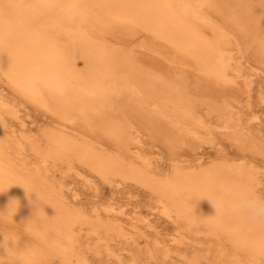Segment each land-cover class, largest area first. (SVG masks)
<instances>
[{
	"label": "rangeland",
	"instance_id": "obj_1",
	"mask_svg": "<svg viewBox=\"0 0 264 264\" xmlns=\"http://www.w3.org/2000/svg\"><path fill=\"white\" fill-rule=\"evenodd\" d=\"M12 3L0 0L1 22L5 15L13 17ZM32 11L14 15L17 23L0 48V99L17 113L7 115L11 134L39 140L45 148L44 132L64 131L114 157H149L153 169L163 175L176 168L253 169L258 194L264 196V0H41ZM97 48L106 53L109 67L98 63L102 51ZM41 150L36 151L38 157ZM51 161L50 173L64 183L71 204L91 217L117 219L127 229L126 238L111 241L126 264L147 257L143 251L155 247L156 236L159 249H173V261L169 257L168 263L167 257V264H180L186 253V258L193 255L189 251H201L194 238L178 230L175 216L163 213L147 185L102 174L82 161H70V170L59 159ZM7 210L0 206V259L7 264L32 260L30 251L42 244L51 264H63L62 250L32 233L25 214L16 212L12 219L4 214ZM145 215L151 216L152 227ZM86 228L81 234L91 264H117L103 247L92 249L99 240ZM9 236H15L16 247L9 248L14 246L8 245ZM120 244L123 250H118ZM22 248L28 250L25 256ZM129 254H136L137 262ZM142 260L138 264H145L146 258Z\"/></svg>",
	"mask_w": 264,
	"mask_h": 264
},
{
	"label": "bare ground",
	"instance_id": "obj_2",
	"mask_svg": "<svg viewBox=\"0 0 264 264\" xmlns=\"http://www.w3.org/2000/svg\"><path fill=\"white\" fill-rule=\"evenodd\" d=\"M39 1L41 0H26V2L21 4V0H13V14L15 15L16 13H18L15 16H21L26 15V13L28 12L32 13V10L35 8V6H38ZM26 7L28 11H25ZM14 15L13 17H11L12 15H5L6 18H4L2 22L0 21V48L1 45L6 42L9 33L17 23V19ZM78 25L81 24L78 23ZM86 29L87 28H85V30ZM26 30H29V28H26ZM84 41L86 40L84 39ZM92 42H90V44H92ZM93 45L94 44H92V46ZM92 46L91 48H93ZM103 47L105 48V46ZM82 50H84V47ZM102 50H100L99 52H101ZM228 54L231 55V53L229 52ZM221 55H223V52ZM85 56L87 57V54ZM107 60L108 58L106 56V53L102 51L100 59H98V63H100L102 67L107 68L109 67L108 63L106 62ZM211 67L213 66L211 65ZM219 69L221 70L220 72L223 73L225 67L222 66ZM63 73L61 74L63 75ZM69 79H71V77ZM114 87L116 88V86ZM95 93L97 94L98 92L95 91ZM159 95H157V97ZM164 99L166 98L164 97ZM102 106L104 107L103 104ZM7 115L17 116L16 110L12 107L10 108L6 106V104L0 99V206L8 209L9 204L12 202L14 210H17V212L21 214L23 213V215L25 214L24 217H26V222L31 228L32 233L35 232L37 233V235H41V237L43 235V239L45 242L54 244L56 246L55 249H57L58 247L62 250L61 253L64 254L63 257L65 258V260L62 261L63 264H91L86 253L85 246L83 245L81 234V230H83L85 227H87L92 233H95L98 237L99 241L93 244V250L98 252L103 247V249L106 250L109 254H112L111 258L112 256L116 257L117 264H126L124 260L125 257L121 255L122 252L120 253V251H115L113 247H111V241L115 237L126 238V236H128L129 234L124 225L118 222L117 219L107 220L101 218L97 214L94 217H91L88 214L89 212L87 211V213L86 210L81 206L73 205L69 202L65 194L64 183L54 177L52 173H50V167L52 165L51 160L55 159H59L61 162H65L67 164L68 170L72 168V160H78L90 164L96 169V171L102 174L120 176L123 179L133 178L135 179V181L137 180L150 187L153 192L156 193L158 201L162 206L163 213L168 217L174 215L175 220L179 225L178 230L180 228L184 229L183 232H187L189 234L188 237L194 238L201 245H199L201 247L200 252L197 251L195 253H192L191 251H189V253L193 255L186 258V253L185 256L182 257V259H185H183L181 263L179 262L180 264H202L203 262L206 264H264V223L251 224L242 215L237 216L232 211V209L240 202V200L244 196L248 195L249 193L258 194V177L256 175L257 172H255L253 169H245L244 167L239 166H219L207 170L198 169L189 171L186 169L176 168L170 174L163 175L164 173L159 174L158 170L155 171L153 169L155 163L152 164V160L149 157H143L141 156L142 154L137 155L136 158H141L138 161H136V158V160L134 159L128 161L120 156L114 157L105 150L94 148V146L88 140L84 138L79 139L78 136L74 137L72 136V134L64 131H50L48 133L44 132L46 137V147L42 148L43 146L40 147L42 144L40 145L39 140L33 141L32 139L28 138L22 139L21 137H17L16 134H11L9 132L10 123L8 124ZM195 120H198V118H196ZM39 149H42V152L41 156L39 155L38 157L36 151H38ZM229 190L231 194L226 195L225 193L229 192ZM212 203L215 204L219 210V214L216 216H214L216 214V210ZM111 206V209L117 210L112 204ZM114 217L116 216L114 215ZM149 217H145L144 220L148 218L147 221L145 220V222L148 226L152 227V224L149 221ZM141 218H143V216L139 217V220H141L143 224V219ZM177 227H175V229ZM175 234H178V232ZM150 236H152V233ZM168 236H170V234ZM153 237L155 236H152V238ZM176 237L174 239L177 241ZM183 237L178 239L180 245L181 243H184ZM119 239L120 238H118V241ZM147 239L149 240V238ZM174 239L171 238L170 240L175 241ZM153 240L155 241L152 242H156L154 245L155 247L153 248L152 245V250H150L151 248L149 249L150 252L143 251L146 252L144 254L148 253V256L146 255L147 257H145L147 264L157 263L158 258H161L160 261L163 262H159L158 264H164V262L165 264H167L166 258L168 257L167 259H169V257L172 256L170 255V252H173V249L167 246H162L161 249H159L160 247L158 248L157 246L160 245L158 244L160 242L159 237L156 236ZM189 240L191 241V239ZM53 241H55L56 243H53ZM172 241L171 246H173ZM185 242L188 243L187 240ZM121 244L118 250L121 248ZM193 244L194 243H192V245ZM41 245L39 246L40 248H34L35 250L30 251V253L32 254V260L27 259V261H20V264H51L48 253L43 249L45 246ZM194 246L198 245L194 244ZM149 247L151 246L149 245ZM175 248L177 247H174V249ZM3 249L4 251H7L9 253V249L7 246H4ZM121 249L123 250V248ZM129 249L132 250L131 248ZM157 249L161 254L160 257H157ZM140 250L145 249L143 248ZM179 251L180 249L177 252ZM182 251L185 252V250ZM138 252L141 253V251L139 250ZM175 252L176 250H174L173 254H176ZM27 253L28 250L26 251L23 249L22 256H25ZM181 253L180 256L183 255H181ZM174 257L175 256L173 255V258ZM129 258H131L134 263L138 260L136 254H133ZM145 258L139 257L140 261L138 260L137 264L141 262L142 259L145 260ZM170 258L172 259V257ZM174 260H177V258H175ZM179 260L181 261V257ZM205 260H207L208 262H205ZM169 261L170 259L168 260V263ZM171 261H173V259ZM7 262L8 260L6 261V259H0V264H7ZM146 262L144 261L145 264Z\"/></svg>",
	"mask_w": 264,
	"mask_h": 264
},
{
	"label": "clouds",
	"instance_id": "obj_3",
	"mask_svg": "<svg viewBox=\"0 0 264 264\" xmlns=\"http://www.w3.org/2000/svg\"><path fill=\"white\" fill-rule=\"evenodd\" d=\"M226 195L231 194L229 192L225 193ZM213 204V203H212ZM216 210V215L219 214V210L215 204H213ZM233 213L237 216H243L249 223L251 224H258L264 223V196L256 193H249L248 195L244 196L240 202L232 209ZM17 210H14L12 206V202L8 206V210L5 215H11L12 219L13 216L16 214ZM24 227L27 228L26 222L24 223ZM11 242L14 246L9 248L16 247L17 240L15 237H11L8 241ZM53 243H56L53 241ZM4 244V242H3Z\"/></svg>",
	"mask_w": 264,
	"mask_h": 264
}]
</instances>
